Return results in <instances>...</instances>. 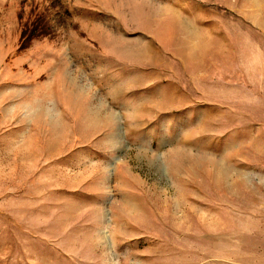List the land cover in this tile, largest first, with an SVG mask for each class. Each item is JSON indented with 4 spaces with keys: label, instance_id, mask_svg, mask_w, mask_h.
<instances>
[{
    "label": "rangeland",
    "instance_id": "1",
    "mask_svg": "<svg viewBox=\"0 0 264 264\" xmlns=\"http://www.w3.org/2000/svg\"><path fill=\"white\" fill-rule=\"evenodd\" d=\"M0 264H264V0H0Z\"/></svg>",
    "mask_w": 264,
    "mask_h": 264
}]
</instances>
